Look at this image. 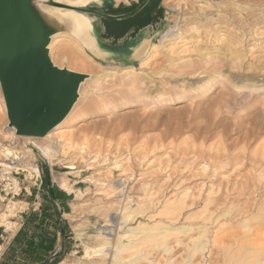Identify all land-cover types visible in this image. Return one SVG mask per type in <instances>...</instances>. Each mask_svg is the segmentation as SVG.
Returning <instances> with one entry per match:
<instances>
[{"label":"rangeland","instance_id":"374dc122","mask_svg":"<svg viewBox=\"0 0 264 264\" xmlns=\"http://www.w3.org/2000/svg\"><path fill=\"white\" fill-rule=\"evenodd\" d=\"M163 6L158 36L133 65L101 63L84 49L83 66L54 64L89 76L61 125L71 136L36 142L57 151L43 164L71 196L63 264H126L130 255L133 264H251L264 250V0ZM174 26L177 39L160 43ZM64 36L51 41V61ZM134 76L141 84L130 87ZM3 103L0 91L1 148L35 143L8 136ZM116 245L125 251L113 253Z\"/></svg>","mask_w":264,"mask_h":264},{"label":"water","instance_id":"95a60500","mask_svg":"<svg viewBox=\"0 0 264 264\" xmlns=\"http://www.w3.org/2000/svg\"><path fill=\"white\" fill-rule=\"evenodd\" d=\"M68 0H0V91L7 126L16 137L43 138L67 117L87 74L58 68L49 57L51 37L68 31L57 11L97 15ZM92 47L97 39L89 21ZM85 51L90 48L84 47Z\"/></svg>","mask_w":264,"mask_h":264},{"label":"bare ground","instance_id":"6f19581e","mask_svg":"<svg viewBox=\"0 0 264 264\" xmlns=\"http://www.w3.org/2000/svg\"><path fill=\"white\" fill-rule=\"evenodd\" d=\"M68 1L71 4L85 5L89 1H96V2L99 3L102 0H68ZM116 1H118V2H125L127 0H116ZM57 14H59V16L61 15L62 18H64L65 20H67V23L66 24L68 26V31L67 32L60 33V34H65V36H64L65 41H63V42L61 41V45L63 47H62V50H60V52H58V54H57V60H55V61L52 60L51 61L53 63V65L55 64V62H57L59 60H66L69 63V65H78L79 64V65L83 66L82 59H81L82 57H81V54L80 53H81V51L83 49L85 50V48H84L85 46H87L88 48H90V50L89 51H86V52L94 60H96L98 62H101V63H109V62H113L115 60L116 61L118 60L120 62V64H122V65L125 64L126 65V64H131L133 61H137L138 62L141 59H143V57L147 54V52L149 51V48L151 46L150 45L151 44L150 38H148L146 35L140 34L139 35V39L130 48V50H129V52L127 54H122V55L121 54L120 55H117L116 54L115 55L113 53H110V52H107L105 50H102V49H100L99 47H96V46L93 47V48H91L92 47V44H93V41H92V38L89 36V33H88V31H89V21L91 19H89L85 15L76 14V13H72V12L57 11ZM176 22H178V21H176ZM176 26H174L171 29H169L166 33H164L160 37V39H159L160 40V43H162L164 40L165 41L166 40L167 41H171V40L174 41L175 39H177V36L179 35V33H177V31H175V27ZM57 35H59V34H57ZM55 36L56 35H53L51 37V40H50V43L52 41L51 45L54 44V42H55L54 40H57V39H55ZM66 42H72L75 45V48L79 51V53L77 54V53H74L71 50L67 49V47L65 45ZM50 43H49V45H50ZM49 45H48V49L50 47ZM233 54L234 53H231V55H233ZM207 56H209V53L208 52H206V51H205V53H200L199 52V59H200V61H202L203 58H205ZM233 57L236 60H240V58H241L237 53L234 54ZM198 69H200V66L199 65L196 66V70H198ZM103 78H105V76H103ZM103 78H101V80H103ZM228 78H229V76H228ZM125 82H127L130 87L133 86V85H139V84H141V81H139V78H137L136 76L131 77V78H128L127 80H125ZM237 82H240V81H237ZM141 97H142V95H141ZM2 107H3L4 114L6 116V111H5L4 103L2 104ZM70 113H71V111L69 112V114ZM69 114L67 116H69ZM177 114H179V113H177ZM63 122L61 124H59L58 126H56L53 130H51L43 138L36 139V138H28V137H16L15 134H14V130L11 129V128H8V126H7V130H9L8 136H10L12 139H15V138H25V139H28V140H35V143L33 142L32 145H30L29 143H26L23 147H25V148H27L29 150L36 149V150H38L41 153V155L44 158L50 160V159H53L54 157L57 156V151L54 150L52 146H40L36 142L45 141V140H48V139H51V138H56L57 139V138H60V137H65V138L68 139V137L71 136L70 133L72 131L70 129H65V128H64V130L61 129V125L63 124ZM61 141H62L61 139L60 140H57V142H61ZM69 143L70 142H68V141H62V145L63 146L64 145L67 146V145H69ZM0 148H1V145H0ZM6 152H9V151H6ZM69 169H73V168L72 167H69ZM60 184H61L60 185L61 189H63L64 191H67L68 192L70 190L69 189V185H68V183H66V181L65 182H62ZM127 218H129V217H127ZM129 232H132V231H129ZM124 248H126V247L120 248L118 245H116L115 246V252H113V253H116L117 254V252L119 253V252H122L123 250L125 251ZM132 249H134V248H132ZM262 249L263 248H260L259 250H255L253 252L254 255H253V257H251V260H249V263H251V264H259V261L261 259L260 257H262V255L264 254V250L262 251ZM87 254L88 253L86 251L85 255H87ZM126 259H128V260H126L127 262L125 261L126 264H133L132 255H130ZM123 262H124V259H113V261H112L111 264H122ZM58 264H63V262H60Z\"/></svg>","mask_w":264,"mask_h":264},{"label":"trees","instance_id":"16d2710c","mask_svg":"<svg viewBox=\"0 0 264 264\" xmlns=\"http://www.w3.org/2000/svg\"><path fill=\"white\" fill-rule=\"evenodd\" d=\"M40 196L39 211L24 218L22 227L1 256L0 264H58L69 253L71 232L61 214L67 212L66 203L71 196L51 184L45 169ZM58 238L60 248L55 250Z\"/></svg>","mask_w":264,"mask_h":264},{"label":"built area","instance_id":"2783aa9c","mask_svg":"<svg viewBox=\"0 0 264 264\" xmlns=\"http://www.w3.org/2000/svg\"><path fill=\"white\" fill-rule=\"evenodd\" d=\"M35 151L13 141L0 149V257L2 245L13 239L24 218L39 211L43 169L52 175L51 167L43 164L46 158H37Z\"/></svg>","mask_w":264,"mask_h":264},{"label":"crops","instance_id":"0c3cea01","mask_svg":"<svg viewBox=\"0 0 264 264\" xmlns=\"http://www.w3.org/2000/svg\"><path fill=\"white\" fill-rule=\"evenodd\" d=\"M163 7V0H137L126 5L114 4L111 0H102L93 4L92 11L107 16L89 15L97 39L96 47L115 55H122L129 52L140 34L146 35L152 42L158 36L165 20L166 12ZM136 62L133 61L130 65ZM61 218L67 222L64 213L61 214ZM10 242L2 245L3 253ZM59 248L58 238L54 249L59 250Z\"/></svg>","mask_w":264,"mask_h":264},{"label":"flooded vegetation","instance_id":"af4514ba","mask_svg":"<svg viewBox=\"0 0 264 264\" xmlns=\"http://www.w3.org/2000/svg\"><path fill=\"white\" fill-rule=\"evenodd\" d=\"M90 10H92V8H90Z\"/></svg>","mask_w":264,"mask_h":264}]
</instances>
